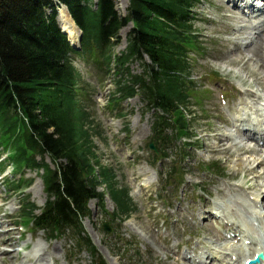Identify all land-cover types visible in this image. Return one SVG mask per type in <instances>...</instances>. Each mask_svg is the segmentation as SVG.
I'll list each match as a JSON object with an SVG mask.
<instances>
[{
    "label": "rangeland",
    "instance_id": "374dc122",
    "mask_svg": "<svg viewBox=\"0 0 264 264\" xmlns=\"http://www.w3.org/2000/svg\"><path fill=\"white\" fill-rule=\"evenodd\" d=\"M127 4L128 0H114L118 16L125 15ZM194 12L203 21L194 23V29L201 36L198 42L203 53L190 57L195 59L194 76L202 75L206 83L201 81L203 91L195 89L192 92L195 100L191 99L188 104L187 110L197 120L190 129L197 138L194 145L198 150L190 151L177 199H173L175 189L158 193V174L165 171L168 162L158 161L153 166L150 163L152 152L147 144L152 113L143 111L137 97L119 103L117 108L111 107L113 77H104L91 63L74 61L83 83L89 85L83 87V94L91 113L94 152L101 166L114 170L117 187L128 191L135 210L127 221L113 224L96 201L92 202L93 206L89 205L93 213L83 220L82 226L96 257L105 264H187L186 253L196 254V260L202 264H227L223 256L220 262L207 258L213 245L227 244L208 224V211H216L220 205L224 215L242 222L252 231L256 229L253 222L256 220L264 229V214L259 218L255 210L260 201L264 207V149L257 150L255 138L249 140L243 136L244 132L232 127V117L244 109L247 115L242 120L258 116L264 131V14L243 19L222 0H203ZM131 27L128 25L119 31L112 57L124 50ZM197 47H200L198 43ZM145 63L149 61L145 59ZM130 70L141 73L140 62H133ZM210 75L219 77L221 85H216V92L208 87L215 81L209 79ZM221 88H225L227 108L219 104ZM212 161H219L225 168L223 177L200 169L202 163ZM41 174L24 169L21 176L13 175L16 180L22 177V190L14 196L2 186L0 174V264H91L88 252H77L68 237L51 239L43 232H30L16 223L20 198L27 197L37 208L44 206L46 195ZM244 190H249L248 194ZM104 205L107 214L115 210L108 199ZM103 221L116 231L104 232ZM126 242L136 244L137 253L125 251ZM8 252L14 253L12 258Z\"/></svg>",
    "mask_w": 264,
    "mask_h": 264
},
{
    "label": "trees",
    "instance_id": "16d2710c",
    "mask_svg": "<svg viewBox=\"0 0 264 264\" xmlns=\"http://www.w3.org/2000/svg\"><path fill=\"white\" fill-rule=\"evenodd\" d=\"M58 1L82 31L80 52L65 42L50 0H0V147L8 153L5 163L14 173L23 168L42 171L46 203L35 215V205L23 198L19 218L24 224L32 223L51 238L70 235L79 249L90 251L93 264H104L95 260L89 240L82 236L80 221L87 215V203L102 198L96 187L104 184L116 206L113 219L129 218L133 206L126 190L113 189V173L100 166L94 153L81 77L68 56L89 55L104 75H110L114 65L118 98L111 102L116 106L138 96L146 111L154 110L151 140L163 147L160 156L167 157L164 149L181 137L189 140L188 127L195 121L187 110L194 91L187 56L198 49L193 35L198 0H129L125 17L117 16L113 0H98L95 7L91 0ZM129 24L126 48L112 62L118 33ZM136 61L142 72L132 75L129 65ZM15 183L7 182L8 190H16Z\"/></svg>",
    "mask_w": 264,
    "mask_h": 264
},
{
    "label": "bare ground",
    "instance_id": "6f19581e",
    "mask_svg": "<svg viewBox=\"0 0 264 264\" xmlns=\"http://www.w3.org/2000/svg\"><path fill=\"white\" fill-rule=\"evenodd\" d=\"M57 17H58L57 20L59 21V25H60L61 29L66 33L68 39L73 44H75L77 42V39H78V30H77L75 24L73 23V21L71 20V18L69 17V14L64 9V7H59L58 16ZM247 49H250V46ZM52 250L56 251V248H53ZM261 251L264 252V249H261ZM255 252H257V251L255 250L254 253ZM254 253L252 254V256L254 255ZM7 255H8V257L12 258V255H14V253L13 252H8ZM246 259H249V257H244V260H246Z\"/></svg>",
    "mask_w": 264,
    "mask_h": 264
},
{
    "label": "water",
    "instance_id": "95a60500",
    "mask_svg": "<svg viewBox=\"0 0 264 264\" xmlns=\"http://www.w3.org/2000/svg\"><path fill=\"white\" fill-rule=\"evenodd\" d=\"M64 33V32H63ZM79 39H81V34H79Z\"/></svg>",
    "mask_w": 264,
    "mask_h": 264
}]
</instances>
